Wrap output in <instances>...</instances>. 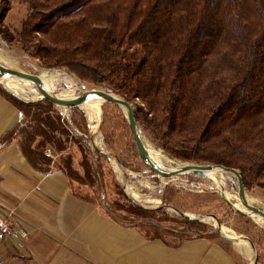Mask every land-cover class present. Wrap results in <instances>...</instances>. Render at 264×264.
Segmentation results:
<instances>
[{
	"label": "trees",
	"instance_id": "1",
	"mask_svg": "<svg viewBox=\"0 0 264 264\" xmlns=\"http://www.w3.org/2000/svg\"><path fill=\"white\" fill-rule=\"evenodd\" d=\"M23 1L30 13L15 40L23 51L46 67L103 84L129 102L138 127L168 155L235 168L244 190L251 185L264 188V0ZM10 4L0 0L5 42L9 39L1 20ZM0 90L20 113L16 125L2 135L0 148L17 139L34 169H59L70 182L92 185L98 174L86 141L54 103L45 98L25 101ZM72 124L88 132L81 119L72 117ZM72 145L80 153L84 176L67 151ZM46 148L63 155L56 161ZM127 199L129 205L122 207L126 214L144 220L105 212L147 236L173 244L218 236L205 232L203 221L184 215L182 224L189 229L166 228L160 224L168 219L162 207L147 209Z\"/></svg>",
	"mask_w": 264,
	"mask_h": 264
},
{
	"label": "rangeland",
	"instance_id": "2",
	"mask_svg": "<svg viewBox=\"0 0 264 264\" xmlns=\"http://www.w3.org/2000/svg\"><path fill=\"white\" fill-rule=\"evenodd\" d=\"M29 13L30 8L25 1L11 0L10 9L1 20L5 37L9 41H3L0 35V52H3L5 55L7 54L13 61V64L5 65L0 62L2 65L35 75L42 70L52 71L58 76L55 88L51 92L53 95L61 93L67 97H75L90 89H103L115 94L103 84L92 85L81 81L76 75L66 69L46 67L41 64L38 58L23 51L15 40H19L23 21ZM5 78L7 77L0 79V86L2 89L11 92L5 86ZM14 78L17 79L18 77ZM18 80L21 84L27 81L21 78H18ZM27 82L34 85L29 81ZM34 88L38 94L30 92L29 94L27 92L28 89H25L24 96H16L25 101L40 100L42 96L35 85ZM81 105L80 107L74 106L76 108H73L54 104L56 110L62 114L69 125L73 129L75 128L76 132L86 141L90 163L98 174L92 185L71 180L70 185L77 194L94 197L103 210L105 208L113 214L125 215L127 220H131V218H134L135 221L144 220L126 214L125 210L122 209V207H126L130 203L127 197L137 202L143 208L157 209L162 207L168 219L162 220L160 224L166 228H173L175 230L183 226L181 221L183 213L198 217L207 224L205 232L211 233L216 231L217 237H220V229H222L224 231H231L235 235L232 237L233 242L242 250L243 255L246 257L245 262L242 260L243 264H264L263 219L259 220V222L256 219L257 216H254L253 213L249 215L238 213L233 207L232 202L224 196L220 188L217 187V184L206 174L189 172L173 177H161L151 171L138 156L132 134L128 127L125 110L119 105H113L107 101H98L96 111V115L99 116L98 120H94ZM72 117L81 119L87 127L88 132L84 133L74 127ZM141 132L147 139L148 144H152L153 147L160 149L168 157L174 158L157 147L146 133ZM94 147L105 150L108 154L100 155ZM47 150H50L56 161H59L60 156L63 155L52 151L50 148ZM67 151L73 156V166L76 168L77 173L80 176H84L83 169L78 165L80 153L76 147L72 145ZM159 156L165 160L161 155ZM174 159L184 163L188 162L178 158ZM165 169L170 170L169 168ZM219 181L223 187L222 190L237 195V180L233 173L229 171L222 172ZM127 187L132 191L134 190L139 198H134ZM245 192L246 197L256 198L257 204L252 203L253 205L264 207V188L258 185H251L245 188ZM170 219H174L175 221H170ZM217 221L219 222V226ZM183 228L189 229V226H183ZM246 246L249 250L244 249Z\"/></svg>",
	"mask_w": 264,
	"mask_h": 264
},
{
	"label": "crops",
	"instance_id": "3",
	"mask_svg": "<svg viewBox=\"0 0 264 264\" xmlns=\"http://www.w3.org/2000/svg\"><path fill=\"white\" fill-rule=\"evenodd\" d=\"M19 118L0 90V139ZM0 208L14 209L27 232L21 241L0 242L6 264H243L246 258L222 236L173 244L116 221L96 201L77 194L62 170L34 169L14 138L0 148Z\"/></svg>",
	"mask_w": 264,
	"mask_h": 264
},
{
	"label": "water",
	"instance_id": "4",
	"mask_svg": "<svg viewBox=\"0 0 264 264\" xmlns=\"http://www.w3.org/2000/svg\"><path fill=\"white\" fill-rule=\"evenodd\" d=\"M5 76L18 77V78H21V79H24V80H27V81L33 83L35 85V87L38 89V91L40 92L42 98H45V99L53 102L54 104H56L58 106H63V107L77 106V107H80V105L83 104L88 99H92V98H96V97H101L102 100H104V101L113 102V103L119 105L120 107H122L125 110V115L127 118L128 127H129L131 134H132L133 141H134L138 156L141 159V161L151 171H153L154 173H156L157 175H159L161 177H173V176H177L179 174L189 173V172L206 174V171H208L212 168H220L224 171H229V172L233 173L236 177V180H237V196L239 198L240 203L244 206V208L246 210L245 211V210L235 208L236 211L240 214H247V215L253 213V214L264 219V207L253 205L252 203H250L248 201V199L246 197V192L244 190L241 174L237 169L226 167L223 165H217V164L206 165V164H197V163L187 162V163H184V165H182L181 167H177V168H174L171 170H167V169L160 167L155 162H153L148 155V151H147L146 146L144 144V141L142 139L141 129L138 127V125L136 123V120L134 117L133 106L129 102L124 100L123 98L119 97L118 95H115V94H112L110 92L100 90V89H90V90L84 91L83 93H81L80 95L75 96V97L61 98V97H58L57 95H53V94L49 93L48 91H46V89L43 86V84L41 83L38 75L19 71L16 69H12V68L6 67L0 63V79L5 77ZM183 215L185 217H188V218H197L200 220V218H198V217H193L191 215H187L184 213H183ZM217 223L219 226L218 221H217ZM220 233L224 239L229 240V241H233L232 237H229V236L223 234L221 232V230H220Z\"/></svg>",
	"mask_w": 264,
	"mask_h": 264
},
{
	"label": "bare ground",
	"instance_id": "5",
	"mask_svg": "<svg viewBox=\"0 0 264 264\" xmlns=\"http://www.w3.org/2000/svg\"><path fill=\"white\" fill-rule=\"evenodd\" d=\"M0 62L5 64V65H12L13 61L7 56V54L5 55L3 52H0ZM38 77L41 81V83L43 84V86L45 87L46 91H48L49 93L53 92L54 88H55V84L58 80V76L53 73L52 71H48V70H42L40 71L38 74ZM7 78H5V86L15 95H19V96H24V90L28 89V93H35L38 94L37 90L34 88V85L28 83L27 81H25L23 84H21V82L17 79L13 77H8L5 76ZM101 90V89H100ZM103 90V89H102ZM74 91V90H73ZM105 91V90H104ZM29 93V94H30ZM58 97L61 98H68L67 96H65V94H57ZM29 97V96H28ZM98 101H103L101 97H96V98H92V99H88L87 101H85L81 107L83 109H85L87 111V113L93 117V119L95 120V116H96V111H97V105H98ZM142 139L144 141V144L146 146V149L148 151V155L151 158V160L153 162H155L156 164H158L160 167L162 168H169L174 169L177 167H181L182 165H184V162H181L179 160H176L174 158H170L167 155H165L160 149L155 148L152 146V144H148L147 139L145 138V136L142 134ZM161 155L165 160H163L162 158H160ZM224 172V170L220 169V168H212L208 171H206V175L217 184V187L220 188V190L222 191V193L224 194V196L229 199L232 202V205L234 208H238L241 210H245L244 206L240 204L239 202V198L236 194H232L229 193L226 190H222V185L220 184L221 182L219 181L221 178V173ZM224 176V175H223ZM129 186V185H127ZM127 189H130L129 187H127ZM131 195L134 198H139L138 194L136 192H134V190L132 191L130 189ZM247 199L250 203L253 204H257V200L254 197H248ZM138 200V199H137ZM147 201V200H146ZM145 201V202H146ZM153 204V203H152ZM254 216H257L255 214H253ZM258 221L263 219L259 216H257L256 218ZM264 220V219H263ZM262 220V221H263ZM260 222V221H259ZM221 232L229 237H234L235 235L231 232V231H224L222 229H220ZM239 241V240H238ZM244 246V245H243ZM244 249H248V247H244ZM249 250V249H248ZM250 255V253H249Z\"/></svg>",
	"mask_w": 264,
	"mask_h": 264
},
{
	"label": "built area",
	"instance_id": "6",
	"mask_svg": "<svg viewBox=\"0 0 264 264\" xmlns=\"http://www.w3.org/2000/svg\"><path fill=\"white\" fill-rule=\"evenodd\" d=\"M46 154L52 158L54 155L50 150L46 151ZM27 232L22 224L15 219L14 209H4L0 208V242L6 238H16L19 241L26 238ZM21 243V242H20ZM0 264H6L2 259H0Z\"/></svg>",
	"mask_w": 264,
	"mask_h": 264
}]
</instances>
